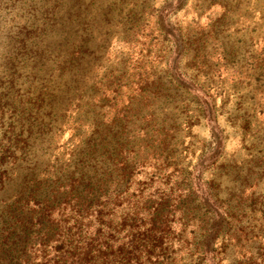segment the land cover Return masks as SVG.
Instances as JSON below:
<instances>
[{"label": "trees", "instance_id": "16d2710c", "mask_svg": "<svg viewBox=\"0 0 264 264\" xmlns=\"http://www.w3.org/2000/svg\"><path fill=\"white\" fill-rule=\"evenodd\" d=\"M138 12L127 16L132 20ZM87 21H57L64 26L55 28L57 35L73 37L66 52L56 54V78L47 79L41 63L37 75L22 77L30 79L29 88L18 101L2 103L11 92L0 95V264H223L227 246L250 232L243 222L264 205L263 176L246 181L251 190L227 194L208 176L224 137L210 94L181 68L178 48L172 74L182 83L180 91L170 92L164 75L161 86L141 88L140 97L145 106L160 95L170 105L175 98H194L200 121L211 127L212 148L204 158L212 164L186 163L179 124L168 113L170 122L159 121L155 110L142 133L127 129L129 122L138 127L128 114L120 121L98 119L68 158L57 152L63 132L74 124L67 111L81 96L79 84L96 43L95 23ZM94 86L89 95L96 98ZM116 92L105 91L108 97ZM13 105L11 114L2 113Z\"/></svg>", "mask_w": 264, "mask_h": 264}, {"label": "rangeland", "instance_id": "374dc122", "mask_svg": "<svg viewBox=\"0 0 264 264\" xmlns=\"http://www.w3.org/2000/svg\"><path fill=\"white\" fill-rule=\"evenodd\" d=\"M132 10L139 12L131 20ZM75 18L94 22L97 38L79 84L81 96L67 111L74 124L57 144L60 157L68 158L98 119L120 121L128 114L138 126L129 122L127 129L134 135L143 132L140 128L149 123L146 116L155 110L159 121H168V113L179 124L184 142L179 151L186 163L194 166L203 159L212 164L204 158L212 148L211 127L200 121L194 98H175L170 105L160 95L145 106L140 97L141 88L161 86L164 75L170 92L180 91L176 87L182 83L172 74L179 58L176 47L182 52L181 68L210 94L224 137L208 176L221 182L225 194L246 186L251 190L246 181L253 182L254 176H263L264 187V0H0V95L11 92L2 103L16 102L26 93L30 79L22 77L37 75L41 63L47 79L56 78V54L65 53L73 37V32L57 35L55 28H64L57 21L68 25ZM93 85L96 98L89 95ZM109 87L118 94L106 96ZM13 108L2 113L9 115ZM251 216L249 223L243 222L250 232L219 256L223 264H264V205Z\"/></svg>", "mask_w": 264, "mask_h": 264}]
</instances>
